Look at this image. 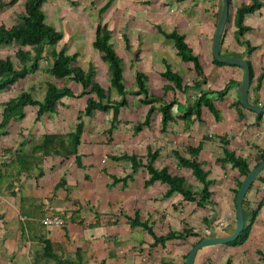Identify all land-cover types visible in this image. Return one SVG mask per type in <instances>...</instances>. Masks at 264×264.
Wrapping results in <instances>:
<instances>
[{"label":"crops","instance_id":"crops-1","mask_svg":"<svg viewBox=\"0 0 264 264\" xmlns=\"http://www.w3.org/2000/svg\"><path fill=\"white\" fill-rule=\"evenodd\" d=\"M47 2L51 10L61 5L59 0H46L43 6ZM98 2L95 14L79 4L80 14L75 10L62 14L65 18L59 23L48 19L46 12V20L63 28L60 41L71 43L68 54L74 55L73 64L92 68L103 89L101 101L113 103L122 96L110 84L107 63L96 49L77 50L83 41L92 45L99 21L106 25L109 42L121 60L126 103L118 105L116 116L110 106L79 117L87 98H96L95 94L64 96L54 111L40 116L36 108L25 106L24 116L11 119L2 129L0 264H185L201 238L234 230L235 190L244 176L223 159L226 152L244 158L250 168L264 152V112L237 104L243 68L216 63L212 55L221 0ZM249 2L231 0L219 51L223 57L247 60L252 69L248 102L264 106V0L243 15L242 32L235 24L236 8ZM172 31L183 36L198 58L200 73L193 62L180 58L173 40L165 36ZM167 67L180 76L179 88L162 76ZM137 72L145 74L150 102H143L144 94L137 93ZM71 82L67 87L80 93L81 85ZM204 92L214 110L203 105L196 115L194 100ZM9 98L0 102V119ZM171 101L172 118L163 122L161 106ZM150 106L153 111L144 122ZM79 121V140L70 145ZM153 153L151 164L183 178L192 199L170 191L160 180L148 181L146 165ZM179 158L201 164L209 181L208 200L198 203L202 183L197 170ZM244 198V224L256 210L246 240L204 246L193 264H264V170ZM45 216L62 217L64 224L44 225ZM171 232L183 234L155 241L154 236Z\"/></svg>","mask_w":264,"mask_h":264},{"label":"trees","instance_id":"trees-1","mask_svg":"<svg viewBox=\"0 0 264 264\" xmlns=\"http://www.w3.org/2000/svg\"><path fill=\"white\" fill-rule=\"evenodd\" d=\"M17 0H12L16 2ZM46 0H24L23 2V16L20 22L14 23L9 27H6L4 24H0V46L8 45L10 43H17L21 46H30L33 47L35 53L33 58L31 52L27 49L19 47L15 51V57L18 60V65L16 66L9 57L0 58V90L6 88L7 86L15 83L19 79H23L25 76L35 71L39 67L38 59L41 56L42 44L49 43L55 44L62 37V33L56 29L53 25L46 21V15L42 8L43 3ZM231 3V0H228V4ZM4 5V3L2 4ZM261 5V0H250L249 3H243L236 8L235 12V24L240 32H242L246 27L242 23L243 15L247 12L254 11ZM165 36L171 38L176 47L177 53L182 60L193 62L195 69L198 73L201 71V67L198 62V58L192 54L191 49L188 47L187 43L184 41V38L179 33L172 31L169 33H164ZM92 45L98 52L103 61L108 65V72L110 76V84L116 89L118 94L122 96L119 102L106 101L102 102L100 96L102 95V87L94 80V70L89 68L87 70L82 69L81 67L73 64L74 55H70L66 52L65 47H61L53 57V63L51 66V73L53 77L59 79L70 76L74 81L78 82L82 90L80 93L75 94L69 87L65 86L58 88L54 83L48 82L44 91V95L41 99L34 98L29 91H22L18 95L9 98L3 103V108L1 111L0 119V133L2 129L8 124L11 119H17L24 116L25 106H35L36 107V116H40L43 113L52 112L55 110L58 101L61 100L64 96H79L84 94L94 93L96 98L89 96L86 101V106L81 114H90L95 109L106 110L112 106L113 114L116 116L118 114V109L120 105L126 103L125 100V89L122 83V68L121 60L114 50L112 44L109 42V34L106 25L101 24L99 21L94 28V39ZM216 63H222L215 60ZM162 76L169 80L177 88L181 86L180 76L173 72L169 67L162 72ZM252 77V69L250 66V78ZM145 74L142 72H137L135 81L137 86V93L144 94L145 98L142 99L143 102H150L152 99H146L148 93L144 84ZM169 86L164 87V91H167ZM225 91V89H224ZM223 92V91H221ZM153 98H158L154 96ZM112 104V105H111ZM239 107H243L240 100L237 101ZM119 105V106H118ZM171 105L172 101L165 103L161 106L162 121L172 118L171 115ZM206 105L210 110H214L213 103L207 93H201L197 96L193 103L194 113L196 115L200 114L201 106ZM153 111V107L150 106L144 122H147L149 116ZM259 115V114H258ZM82 131V122L79 121L74 129V132L70 135L69 144L76 145L80 134ZM197 149H192L196 151ZM155 157V153L150 155V161L147 163L146 168L150 174L148 181L160 180L166 183L170 191L180 192L185 199H192L193 192L190 188L185 186L184 180L181 177L171 175L167 172L165 168L156 169L152 164V159ZM19 157L15 160L18 162ZM231 162V164L236 167L239 173L242 176H245L249 171V165L247 161L239 156H235L231 152H226L225 157L223 158ZM133 163L135 165L134 158L132 157ZM264 160V152H260L256 158L254 165L258 164ZM179 162L185 166H192L196 168L198 173V178L202 183V190L198 203L201 204L204 201L208 200L210 197L209 191V181L206 179V172L201 168V164L195 159H185L179 158ZM241 182V181H240ZM238 183V186L240 185ZM236 188V192L238 189ZM247 207V201L244 198L242 202V210L244 211ZM256 214V210L251 211V220L249 223L244 224L243 229L240 231L237 238L228 242L229 244H239L246 240L250 226L253 221V218ZM144 227L150 230L146 223L142 224ZM188 232L184 229V233ZM183 232L179 233H168L164 236H154L156 242H164L174 236H181ZM226 264H231L230 261H227Z\"/></svg>","mask_w":264,"mask_h":264},{"label":"rangeland","instance_id":"rangeland-1","mask_svg":"<svg viewBox=\"0 0 264 264\" xmlns=\"http://www.w3.org/2000/svg\"><path fill=\"white\" fill-rule=\"evenodd\" d=\"M61 5H59V9L51 10L52 4L50 2L47 4L45 3L44 6H42L45 14L47 12L48 19H53L56 22L60 23V19L64 20L65 15L61 17L62 14H71V11L75 13V11L79 10V4L82 7V5L86 6L88 13H97L96 6H98L100 2L98 0H64V3L62 0H59ZM97 1V2H96ZM23 2L24 0H17L16 2H12V0H0V24H4L6 27H9L10 25L20 22L22 20L23 16ZM4 3V5H2ZM93 6V7H92ZM45 7V8H44ZM75 10V11H74ZM78 14H80L77 11ZM77 16V15H76ZM47 21V20H46ZM48 22V21H47ZM59 31L62 32L63 28H57ZM89 30V29H88ZM92 32V31H90ZM71 43H66L58 40L55 44H49L45 43L42 44V50H41V56L38 59L39 65H41V68L27 76H25L23 79H19L17 81V85L15 86H7L6 90L0 91V102L2 100H5L9 97H12L15 93L18 95L22 91H29L33 97L41 99L43 96V92L45 91L46 85L48 82L54 83L58 88H62L65 86L73 85L71 82L72 78L70 76L64 77V78H55L53 77L51 73V61L55 53L64 46L65 49L68 52H71L72 49L69 48ZM27 49L31 52V56L33 58V55L35 53V50L33 47L30 46H21L17 43H10L8 45H1L0 46V58H6L9 57L12 62L17 66L18 60L15 57V51L19 48ZM87 49L94 50L96 48L91 45L88 40L83 41L81 45H79V48L77 50L79 51H86ZM98 51V50H94ZM109 74V72L107 71ZM105 97V95H103ZM30 107V106H29ZM35 106H32L31 109H35ZM1 110V106H0Z\"/></svg>","mask_w":264,"mask_h":264},{"label":"water","instance_id":"water-1","mask_svg":"<svg viewBox=\"0 0 264 264\" xmlns=\"http://www.w3.org/2000/svg\"><path fill=\"white\" fill-rule=\"evenodd\" d=\"M229 14V4L228 0H221V10L220 15L217 21L216 30L213 38L212 44V55L213 58L217 61L228 63V64H236L243 68L244 74L240 87V95L239 99L241 104L255 112H264V106H256L252 105L248 102L247 93L250 84V66L246 59L237 58V57H223L220 54L219 46L222 37V33L224 30L225 23L228 19ZM264 170V160L249 168L247 174L243 177L238 186L236 195H235V216H236V224L234 230L231 233L217 235V236H206L201 238L189 251L186 256L185 264H193V259L196 252L207 245L212 244H221L227 243L239 235L240 231L243 229L244 221H243V213H242V202L245 196L246 191L249 189L252 182L257 178V176Z\"/></svg>","mask_w":264,"mask_h":264},{"label":"built area","instance_id":"built-area-1","mask_svg":"<svg viewBox=\"0 0 264 264\" xmlns=\"http://www.w3.org/2000/svg\"><path fill=\"white\" fill-rule=\"evenodd\" d=\"M44 225H58L61 226L64 224V219L59 216H45L42 220ZM220 226H223V223L220 222Z\"/></svg>","mask_w":264,"mask_h":264}]
</instances>
